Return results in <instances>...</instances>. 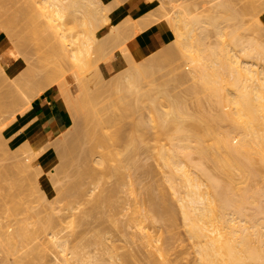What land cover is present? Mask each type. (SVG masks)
Wrapping results in <instances>:
<instances>
[{"label": "bare ground", "instance_id": "6f19581e", "mask_svg": "<svg viewBox=\"0 0 264 264\" xmlns=\"http://www.w3.org/2000/svg\"><path fill=\"white\" fill-rule=\"evenodd\" d=\"M105 1L106 0H30V2L33 3L34 9L48 19L54 37L60 43L58 45L61 46L60 49L64 57L71 60L77 67L83 65L85 67L88 66L87 69L91 68L92 62L94 63L101 59V47L94 48L92 46L94 41L98 39L96 32L101 28V23H97V21L101 16H104L106 22H109L113 17V10H110V7L108 9V6H106L108 3ZM123 1L125 0H117L116 6L122 4ZM205 2L210 3L207 1ZM205 2L204 0L198 2L199 4L201 3V5L194 2L197 3L195 4L197 10L194 4L191 6H194L196 12L199 10L203 13L205 7L202 4ZM231 2L229 1L230 4ZM25 3L28 2L26 1ZM180 3H182V0ZM180 3H177L170 15V28L171 31H173L172 35L169 36L168 30L170 28L167 29L166 27L156 32L158 34L156 37L166 44L162 48L163 50H159L169 56L171 54V49L167 45L168 42L173 41L177 45L178 49L196 68L198 85L195 86V89L203 92L217 107V114L214 116H207L204 114L195 115L190 113L186 105L183 104L176 94L171 96L170 92H166L168 90L165 88L167 85L161 87V90H159L157 86L159 90L158 96H156L157 93L155 95L153 93L155 89L153 92L150 89L146 90V92H140L141 82L145 80V78L147 79V77L151 76V74L156 71L157 67H160L157 66L158 64L151 65L146 61V58L152 55L147 54V43L145 41L148 35H146L140 40V51L133 52L128 48H124L126 52L122 50L117 53L115 57V62L120 72H127V83L123 84L118 81L119 79L115 81L114 88L111 92L112 96L110 95L112 99L109 100L111 102V104L109 103L111 105L110 116L107 119H101L97 116L100 110L96 109V106V108L94 107L98 101V96H100L99 94H101L100 90L103 89V83L97 78L98 74L93 75L96 73H91L90 71V74H88L90 76H88V78L86 76V79H83L85 80L81 86L83 95L80 92L83 98L81 97L79 104L81 107L87 108L90 115H95L97 121L93 120L96 122L97 128L90 131L93 137V145L91 148H100L102 151L94 163L99 164L101 167L100 169H102V174H99L100 176L116 175L120 178V176L122 177L123 175V178L118 179L120 181L125 179V163L134 162L137 156H135V153L136 151L137 153L139 152L141 145L144 148H149L151 145V150L153 149V152H156L153 153L155 156L153 155L152 158L154 159V157L157 156L164 167L163 169H165V172H163L165 174L163 175L165 178L164 181L168 182L173 193L178 196V199H176L180 202H178V204L180 205L179 207H181V213H183L181 215L184 216V228H186L185 231H187L188 238L192 240L193 251L195 250L194 253H196L197 256L196 264H264V203L261 202V199L264 197V190H260V188L255 186L256 184L253 187L252 183L249 184L259 176L264 178V38L262 40V37L255 35L254 37L252 36L251 39H248L249 35L246 33H244V36L243 34L238 36V27L241 28L240 24L242 22L240 20L241 17H239V19L237 18L240 11L239 13L236 12L238 10H235L233 7V2L231 4L233 5L232 9H229V6H226L229 4L228 2L221 0L215 1V3H211L213 8H211V10L206 9L208 11H205V13H209L212 9L214 12L215 9L214 15H212L211 12V15L208 13L205 15L204 13V15L201 14L202 16L198 15L199 11L198 14L194 12L196 15H191L192 11L189 6H183L185 3H182L183 5L181 6L183 7H177ZM225 3L228 4L225 5ZM263 4L264 1L258 0L257 4L251 2L249 7L253 10L256 6L261 7ZM212 5H208L207 7L210 8ZM199 6H202L203 10H201L202 8L199 9ZM22 8H24L23 5ZM27 10L30 11L29 8L22 11L27 12ZM77 14L82 17L80 20L82 29L78 35L69 38L65 27L66 19H69L68 17L70 16L76 17ZM19 17L21 16L19 15ZM236 18V21H231ZM5 23L6 22H4V24ZM207 25L211 26L212 30L214 29V34L216 32V41L214 40L213 43H209V41L207 42L205 39L208 38V34H211L208 32L209 29ZM230 25L237 28L236 34H234V31H236L235 28H232V26L230 28ZM227 27L229 28L227 29ZM259 27L262 29L260 31L264 32V26L259 25ZM255 28V30H257L258 25ZM260 28H258V32ZM239 37L240 39L244 37L247 38L240 40ZM65 39L68 40L69 44L65 42ZM55 47L56 46H54V48ZM55 51H58V49ZM91 76L96 77L97 80ZM98 79L100 80L98 83L99 85H95ZM147 81H149V79L146 80L145 83ZM150 84L151 85L148 84L149 87L154 85L152 83ZM163 88H165V90H163ZM150 92L156 97H153ZM117 94L120 102L119 104L121 105V110L118 111ZM130 95H133L137 101L147 106L150 112L148 114H151L149 119L147 118L145 120L143 118L145 116L140 117L134 114L132 104L127 100V97ZM157 97L167 100L168 104H166L165 101V105H169V107H167V109L158 108L156 105ZM96 116L100 119H97ZM136 116L140 119L135 118ZM93 117L94 116H92V118ZM189 119H191V121H189ZM125 120L130 121L129 125L128 123L126 124V122L123 123ZM222 122L227 123L228 127L226 129H221ZM154 129H156L157 133H154ZM153 134H156V136L157 134L158 136L162 135L168 146L165 144L158 145V141L157 143H153L152 141L156 139L153 140ZM150 142L153 144H150ZM156 147L158 149H156ZM154 149L157 151H154ZM151 152L152 151L148 154L152 155ZM124 160H126L125 163H123ZM206 162L212 163L213 168L211 167V170L206 167ZM87 168L85 167L84 170L82 169L83 177H89L91 179L94 177V180H96L98 178V173H101L100 170L96 172L94 169ZM81 172L82 171H80V173ZM80 177L82 178V174H80ZM123 181L122 184L126 182L125 180ZM121 182L122 181H120V183ZM128 182L129 184L125 183V186L127 184L128 188L126 190L124 189V192H122V184L120 185V183L113 188L114 195L116 192L122 193L117 196V200L112 201L113 210H115L113 214H115V212L119 214L123 212L121 210L125 208V205H127L129 201L125 193H134V181L132 180L131 182L129 178ZM74 186L75 189L70 191L73 192L75 190V193L72 194V192L70 193V191H68V193H70L69 198L68 193L67 196L65 194L67 201L64 203L66 206H72L78 197L81 198V194H85L86 190L83 191L82 188H77L78 190H76V185ZM83 196L84 195H82V197ZM152 196L151 194L149 197L151 200V210L146 208L148 205L143 208V205L141 206V204L135 202L132 205L131 211L127 213L126 223L129 227H132L133 236L136 234L142 236L143 242H145L149 252L153 255H157V258H159L158 256L161 257V260L158 259L159 263H155L174 264L170 257L171 254L174 253L173 247H169V244L163 239L162 234L155 237L147 226V221L155 220V215H159L158 213L161 212L160 210V212L156 211L160 207L156 206V204L159 205V203L156 202V204H154L158 197L154 196L152 198ZM155 197L157 198L154 200ZM159 197L161 198V196ZM60 199L61 198H59V200ZM63 199L64 197H62L61 200ZM161 202L163 203L162 200ZM152 203L155 206H152ZM246 205L251 207V210L250 207H247L250 212H247ZM161 206V209L165 207L164 205ZM11 209L12 208H10V210ZM112 217L115 218L113 219L115 223L117 222V227L121 225L119 218H116V214ZM4 218L8 219L6 215ZM21 218L23 219L24 217ZM159 218L157 216V219ZM6 219H4V222L7 221ZM157 219L155 221H158ZM1 221L2 219L0 222ZM4 222L0 223V229L4 226L7 228L4 231L2 229L0 230L3 231L0 232V250L11 246L9 248L10 252H8L6 248L5 251L9 253V255L11 253V256L17 252L16 257L19 259L16 258L14 263L19 261L23 262L25 259L28 260L30 256H40V250H43L42 248L47 243V238L44 237L46 236V233H44L46 225L44 226L41 224L42 226H38V228L35 227V234L32 235L29 233H33L32 230L35 229L34 227L28 232L25 226H23V228L22 225H18L17 233L16 229L11 230L12 226L8 223L7 224L11 226V228L6 226L7 224H4ZM28 225L31 227V223ZM20 227L22 229H20ZM168 228H170L168 232H170L171 228L173 231L175 229L174 226ZM40 231L44 234H39ZM36 232L39 234V237ZM35 235L37 236L35 237ZM40 235L42 238H40ZM170 237L173 239L172 235L169 236V238ZM101 239H103V237H101ZM176 239L177 237L171 241H176ZM115 241L116 239L114 240V238H112L111 244L113 252L118 256L120 252L118 250L117 254L116 251L119 245L117 246L116 243L118 242ZM19 242L23 244V253L20 251L22 245L19 244ZM123 245L125 246V244ZM16 246H20V248H18L19 251H16L18 250L15 249ZM58 246L60 247L59 253L63 261L62 263L72 264L70 260L71 251H69L67 242L65 240L61 241ZM18 253H21L20 257ZM129 254L130 253H128V255ZM128 255L126 254V256ZM126 256L124 255L123 257L120 254V264H127L128 257ZM76 257L80 260L85 259L84 254H79V252ZM111 257H113V255H111ZM154 257L155 256H153V258ZM86 260L87 262L82 264H89V259ZM154 260L157 259H153L151 263H153Z\"/></svg>", "mask_w": 264, "mask_h": 264}, {"label": "rangeland", "instance_id": "374dc122", "mask_svg": "<svg viewBox=\"0 0 264 264\" xmlns=\"http://www.w3.org/2000/svg\"><path fill=\"white\" fill-rule=\"evenodd\" d=\"M26 1L28 3H25ZM145 1L148 4L146 9L141 12L137 18L132 20L125 19L122 22L118 20L111 22V20H109L107 23L104 16H101V20L99 19L97 21V23H101V28L96 32L98 39L92 44L94 48L101 47V59L97 62H92L89 70L87 69L88 66L85 67L83 65L77 67L71 60L64 57L60 49L61 46L58 45L60 43L54 37L48 19L34 9L33 3L30 2V0H0V220L2 219L1 222L3 223L4 219H6L4 218L6 215L8 219H6L7 221H5L4 224L8 223L11 225L12 228L8 224L6 226L10 227L11 230L16 229V232L18 230V225H22V227L25 226L28 232L31 231L32 227L38 228V226H42L41 224L44 226L46 225V230H44L46 236L44 237L47 238V243L42 248L43 250H40L39 257L30 256L28 260L25 259L23 262H15L16 264H63L59 253L60 247L58 245L64 240L69 246V251H71L70 260L72 264L85 263L87 262L86 259H89V264H100L101 262V264H120V254L124 257V255L126 256L128 253L130 254L126 256L128 257L127 264L159 263L158 259L161 260V257L158 256L159 258H157V255H153L149 252L145 242H143L142 236L140 234L133 236L132 227H129L126 223L127 213L131 211L132 205L135 202H138L141 206L143 205V208L148 205L146 208L150 209L151 200L149 197L151 194L153 195L152 198L157 196L160 199L159 200L157 197L154 198V200L157 198L154 204H156V202L159 203V205L156 204V206L162 207L161 205H164L165 207L162 208L163 210L160 207L159 209L156 207V211L160 210L161 212L159 211V215H155V220L157 216L161 218L157 219L158 221H147L149 231L155 237L162 234L163 239L169 244V247H173L174 253L171 254L170 257L174 264L197 263V256L196 253H194L195 250L193 251L194 248L191 243L192 240L188 238L187 231H185L186 228H184L185 221L183 220L184 216L181 215L183 213H181V207H179L180 205L178 204L179 201H177L178 196L173 193L168 182L164 181L165 178L163 175L165 174L163 172H165V169H163L164 167L161 161L158 160L157 156V158H152L154 155L153 153L156 152H153V149L151 150L150 144L154 142L157 143L158 141L160 143H157L158 145L165 144L168 146L165 138L162 135L158 136L159 133L157 136L153 134V140L156 138V141H152L153 143L150 142L149 148H144L141 145V149H138L139 152L137 153L136 151L135 153V156H137L134 162H128V164H126V160H124L123 163L126 165L124 166V172L126 171V173L124 176L125 179L123 180H125L127 184H129V178L131 182L132 180L134 181V193L125 191V195L129 201L127 200V205L121 210L123 211L122 213L120 212L119 214L115 212L116 218H119L121 222L118 228L117 222L115 223L114 220L115 218L112 217L115 215L113 214L115 210H113L112 201L117 200V196L122 193L116 192L114 195L113 188L120 183V181H122L120 185L124 182L123 180H118L123 178V175L122 177L120 176V178L116 175H105L104 177L99 175L102 174V169H100V165L94 163V161L96 162L102 151L100 148H91L93 145V137L90 131L97 128L96 122H94V120H96L95 115L91 114L94 116L92 118L88 109L81 107L79 104V100L81 97L83 98V96H81L83 91L81 86L83 81H85L83 79H86V76L87 78L90 76L88 75L90 71L91 73L94 72L96 74L93 75L98 74L97 78L103 83H101L103 89L100 87L101 94L98 96L97 105H94V107H97H95L96 109L100 110L97 116L101 119H107L110 116L111 102L109 100L112 99L111 92L114 88L115 81L119 79V82L123 84L127 83V72H120L115 62L117 53L125 50L124 48H128L133 52H138L141 48V44H139L140 40L146 35H149V32H157L163 27L169 29L170 15L173 9H175L174 7H176L177 3H180L181 0ZM205 1L210 3H206ZM215 1L204 0L205 3L202 5L205 7V11H208L206 9L211 10V8H213L212 4L213 2L215 3ZM221 1L228 3L232 1L234 6L231 5L232 2L231 4L225 3V5L228 4L226 6H229V9H232L233 6L235 10H238L236 11L238 13L240 11L241 16L237 14V18L239 19V17H241V28L238 27L237 32V28L232 26L237 22L230 25V28L232 26V28L236 30L234 34L237 32L238 36L241 34L244 36V33H246L249 35L248 39L258 35L262 37L261 39L263 40L264 32L260 31L262 29L259 25L264 26V4L261 6L262 8L256 6L255 9L251 10L249 7L250 3L254 2L257 4L258 0ZM105 2L108 3V5L105 3L108 9L110 7V10H113L117 0H114V2L106 0ZM194 2L198 3L201 2V0H182V3L185 4L183 5L180 3L177 7L181 8L188 5L192 11L191 15H196L199 10L196 12L197 8L195 4L197 3ZM21 4L26 8H22ZM193 4L196 10H194V6H191ZM198 5H201V3H198ZM208 5L212 6L208 8ZM27 8H29L30 11H22ZM199 9L203 10V7L201 6ZM205 11L203 13L199 11L198 15H204ZM211 12L212 15H214L215 9L214 12L213 9ZM211 12L206 13L211 15ZM19 15L21 17H19ZM68 18L69 19H66L65 27L68 37L70 38L81 32L82 25L80 24V20L82 17L77 14L76 17L70 16ZM237 18L231 21H236ZM4 22H6V25ZM257 25L258 28H260L259 32L258 28L255 30ZM207 27L209 29L208 32L211 34H208V38L205 39L207 42L213 43L214 40L216 41V32L214 34V29L212 30L211 26L207 25ZM228 28L229 27H227V29ZM172 33L173 31H171L170 28L168 30L169 36L172 35ZM244 38L240 39L239 37L240 40H244ZM65 42L69 44L66 39ZM165 45L166 44H157L155 47L147 50V54H152L149 58H146L148 64H158L157 66L160 67H157L158 69L156 68V71L152 73L151 76L147 77V79L145 78V80L141 82L140 92H146V90L149 89L153 92L155 89L153 93L154 95L157 93L156 96H158L161 87L167 85V87H165L168 89L166 92H170L171 96L176 94L183 104L186 105L190 113L195 115L204 114L207 116L216 115L218 112L217 107L203 92L195 89V86L198 85V80L194 64L188 61L173 41H169L167 44L171 49V54L167 56V54L161 51ZM54 46L56 47L54 48ZM57 49L58 51H55ZM99 79L95 85H99ZM148 79L149 81L147 82L149 85H151L150 83L154 84L151 87H149L147 82L145 83ZM165 88H163V90H165ZM51 91H56L62 96L72 115L71 124L60 132L56 131L53 133L50 129H46L47 136L39 139L36 143H32V139H27L25 134L22 133L24 127L21 128V124L24 120L21 119V116L31 107L34 98L43 93L49 94ZM152 92H150L151 95L156 97ZM127 100L131 102L135 115L140 117L145 116L146 118L143 117L145 120L150 118L151 114H148L150 112L147 106H144L142 102L137 101L133 95L128 96ZM165 101L166 104H168L167 100L157 97L156 105L158 108L167 109L169 105H165ZM117 102L118 111L121 110L118 94ZM137 116L135 118L140 119ZM189 121H191V119H189ZM125 122L129 125L130 121H123V123ZM227 127V123H221V129H226ZM154 130V133H157L156 129ZM156 143L155 145L157 146ZM153 147L155 148L154 145ZM156 149L158 148L156 147ZM149 150L152 151V155H149ZM154 151L157 150L154 149ZM85 167L87 169H94L96 172L100 170L101 173H98V176L96 173L98 177H96V180H94V177L93 179L83 177V170ZM206 167L211 170V167L213 168L212 163L206 162ZM80 171L82 172L80 173ZM80 174H82V178ZM257 178H255L256 180H252L249 184L252 183V187L256 184L255 186L260 188V190H264V178L262 176ZM125 183L121 185L123 189L122 192H124V189L126 190L128 188L127 184L125 186ZM74 185H76V190L79 188H82L83 191L86 190L85 194H81V198L78 197L72 206H66L65 203L67 200L65 194L67 196L68 191L75 189ZM74 191H70V193L72 192L73 194L75 193ZM70 193H68V198ZM160 193L166 194L161 195ZM82 195L84 196L82 197ZM159 196H161V198ZM62 197H64L63 200H61ZM59 198L61 199L59 200ZM262 199L264 200V197ZM262 199L261 202L264 203ZM154 204L152 203V206H155ZM247 207L250 206L246 205V209ZM10 208L12 209L10 210ZM247 212L250 211L248 210ZM20 216L24 218L22 219ZM30 223L31 227L28 225ZM170 226H174V231L171 228L170 232H168L170 229L168 227ZM4 227L1 228L3 231L7 228ZM36 228H32L33 233L31 232L29 234L34 235ZM20 229L22 228L20 227ZM41 233L40 231L39 234ZM172 233H175L174 235L176 236ZM36 234L39 237L37 232ZM37 235H35V237ZM171 235L173 239H171V237L169 238ZM101 237H103V239H101ZM176 237V241H171ZM40 238H42V236ZM112 238H114V240L116 239L115 242H118L116 243L117 246L119 245L116 251L117 254L118 250L120 252L118 256L113 252L111 244ZM166 238L169 239L167 240ZM21 242H19V244H21ZM21 245L22 248L16 246L15 249L20 248V251L23 253L24 247L23 244ZM10 247H5L8 252H10ZM5 248H2L4 251L0 250V264H15L14 261L18 258L16 257V251H19V249L15 251L11 248L16 252L11 256V253L9 255V253L5 251ZM78 252L79 254L83 253L85 259H78L76 257L78 256ZM20 255L21 253H18L19 257ZM111 255H113V257H111ZM153 256L156 258H153ZM153 259H157L158 261L154 260V262L151 263Z\"/></svg>", "mask_w": 264, "mask_h": 264}, {"label": "crops", "instance_id": "0c3cea01", "mask_svg": "<svg viewBox=\"0 0 264 264\" xmlns=\"http://www.w3.org/2000/svg\"><path fill=\"white\" fill-rule=\"evenodd\" d=\"M108 1L114 2V0ZM147 5L145 0H125L113 8L111 22L137 18ZM156 35H158L156 32H149L145 41L147 50L157 44H164ZM21 119L24 120L21 124V128L24 127L22 133L27 139L31 138L32 143H36L47 136L46 129H50L53 133L65 130L71 124L72 115L62 96L56 91H51L49 94L43 93L34 98L31 107L21 116Z\"/></svg>", "mask_w": 264, "mask_h": 264}]
</instances>
